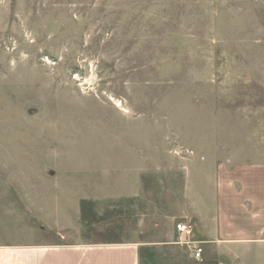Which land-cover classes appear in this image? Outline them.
<instances>
[{
  "label": "rangeland",
  "instance_id": "374dc122",
  "mask_svg": "<svg viewBox=\"0 0 264 264\" xmlns=\"http://www.w3.org/2000/svg\"><path fill=\"white\" fill-rule=\"evenodd\" d=\"M222 174L264 176V0H0V264H219L193 215Z\"/></svg>",
  "mask_w": 264,
  "mask_h": 264
},
{
  "label": "crops",
  "instance_id": "0c3cea01",
  "mask_svg": "<svg viewBox=\"0 0 264 264\" xmlns=\"http://www.w3.org/2000/svg\"><path fill=\"white\" fill-rule=\"evenodd\" d=\"M217 178L216 206L207 208L203 204L202 209L196 208L201 217L193 215L198 222L193 237L217 244L219 264H264V176L232 178L222 174ZM210 211L216 215L210 217ZM132 243L42 246L39 252L41 264H139L137 248Z\"/></svg>",
  "mask_w": 264,
  "mask_h": 264
},
{
  "label": "built area",
  "instance_id": "2783aa9c",
  "mask_svg": "<svg viewBox=\"0 0 264 264\" xmlns=\"http://www.w3.org/2000/svg\"><path fill=\"white\" fill-rule=\"evenodd\" d=\"M176 231L179 235L178 238L180 239V242L182 244H186V245L190 246L192 258L196 261H199L202 257L203 249L198 243L187 241V238H186L187 235L186 234L189 233L190 226L186 223L178 222L176 224Z\"/></svg>",
  "mask_w": 264,
  "mask_h": 264
}]
</instances>
